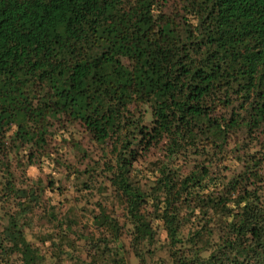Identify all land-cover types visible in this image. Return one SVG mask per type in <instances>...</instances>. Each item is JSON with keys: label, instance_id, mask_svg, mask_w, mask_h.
I'll list each match as a JSON object with an SVG mask.
<instances>
[{"label": "trees", "instance_id": "16d2710c", "mask_svg": "<svg viewBox=\"0 0 264 264\" xmlns=\"http://www.w3.org/2000/svg\"><path fill=\"white\" fill-rule=\"evenodd\" d=\"M176 1L0 0V264H57L13 169L74 123L122 210L97 204L74 264H145L156 222L169 264H264V0Z\"/></svg>", "mask_w": 264, "mask_h": 264}, {"label": "rangeland", "instance_id": "374dc122", "mask_svg": "<svg viewBox=\"0 0 264 264\" xmlns=\"http://www.w3.org/2000/svg\"><path fill=\"white\" fill-rule=\"evenodd\" d=\"M176 5V0H168L169 10L175 9ZM69 138L80 143L81 148L72 150L70 144L64 142V139ZM106 150L92 141L80 125L74 123L67 127L63 136L53 140L54 159L46 160L41 165L36 163L26 166L25 171L20 164L13 169L17 186L33 189L35 196L39 197V204L32 208V225L26 229V238L45 253L48 261H51L48 258L50 255L55 256L53 259L57 264H74L77 254L86 258L88 247L99 240L98 235L94 239L88 237L97 230L90 215L98 212V203L105 205L110 214L111 210L119 216L122 214L110 191L107 189L104 192V187H99L104 175L98 164H102ZM147 160L151 159L144 158L138 167L144 169ZM121 222H124L123 219ZM155 224L157 236L151 245L153 254L144 255L145 264H169L164 230L158 222ZM64 232L74 244L75 251L61 244L63 247H59L66 250V253L61 254V250L58 252L55 245L57 239L42 244V239L49 233L58 236ZM128 241L129 238L123 235L121 242L129 246ZM128 261L130 264L129 258ZM132 264H137V261Z\"/></svg>", "mask_w": 264, "mask_h": 264}]
</instances>
